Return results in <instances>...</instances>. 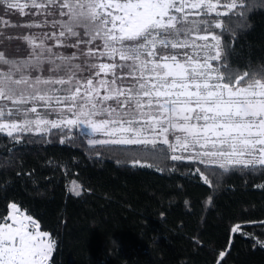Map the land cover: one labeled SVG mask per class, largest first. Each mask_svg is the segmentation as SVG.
<instances>
[{
  "label": "snow or ice",
  "instance_id": "obj_1",
  "mask_svg": "<svg viewBox=\"0 0 264 264\" xmlns=\"http://www.w3.org/2000/svg\"><path fill=\"white\" fill-rule=\"evenodd\" d=\"M249 6L0 0V134L21 145L33 136L50 143L55 131L65 144L80 129L90 147L119 150L133 167L187 162L209 187L218 173L264 170V67L240 71L229 62ZM225 33L233 36L228 49ZM243 229L235 223L229 236ZM55 247L20 204L0 212V264H51Z\"/></svg>",
  "mask_w": 264,
  "mask_h": 264
},
{
  "label": "trees",
  "instance_id": "obj_2",
  "mask_svg": "<svg viewBox=\"0 0 264 264\" xmlns=\"http://www.w3.org/2000/svg\"><path fill=\"white\" fill-rule=\"evenodd\" d=\"M248 3L246 27L230 25L229 62L240 71L264 67V0ZM31 139L0 134V212L16 202L40 221L56 241L51 264H217L220 251V264H264L255 242L264 240V170L218 173L209 187L187 162L150 159L153 167L132 170L127 154L90 147L80 129L65 144L55 131L50 143ZM235 223L245 234L229 236Z\"/></svg>",
  "mask_w": 264,
  "mask_h": 264
},
{
  "label": "rangeland",
  "instance_id": "obj_3",
  "mask_svg": "<svg viewBox=\"0 0 264 264\" xmlns=\"http://www.w3.org/2000/svg\"><path fill=\"white\" fill-rule=\"evenodd\" d=\"M139 168H142V167H133L132 165H130V169H132V170H137V169H139Z\"/></svg>",
  "mask_w": 264,
  "mask_h": 264
}]
</instances>
